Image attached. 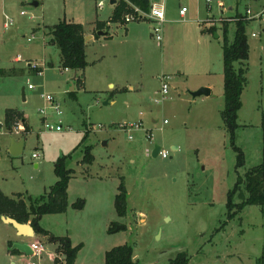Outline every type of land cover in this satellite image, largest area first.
Listing matches in <instances>:
<instances>
[{
  "label": "rangeland",
  "instance_id": "374dc122",
  "mask_svg": "<svg viewBox=\"0 0 264 264\" xmlns=\"http://www.w3.org/2000/svg\"><path fill=\"white\" fill-rule=\"evenodd\" d=\"M111 1L0 0V68L15 71L0 77V192L11 198L22 193L25 199L49 193L57 181L56 162L72 154L68 208L43 216L40 226L80 247L74 264H106V253L127 245L133 264H172L183 253L188 264H258L264 254V214L259 206L229 212L228 204L240 179L263 162L264 17L254 16L264 10V0H165L161 43L151 36L150 21L110 22L119 0L116 5ZM241 21L247 22L250 45L248 82L240 127L232 136L222 119V27L229 25L227 36L233 41ZM60 22L80 23L92 34L98 22L109 25L112 39L98 38L86 48L90 65L83 86L78 85L79 72L60 67L59 49L47 44L50 37L43 34ZM204 28L215 32L204 34ZM33 64L40 68L31 69ZM162 76L169 78V94L155 104ZM200 88L210 89L211 96L193 97ZM43 96L53 97L61 116ZM6 109L27 118L18 120L20 134L4 124ZM44 118L63 131H45ZM140 121V130L128 127ZM12 140H24L17 158L9 151ZM154 145L169 156L154 158ZM88 146L94 160L85 165ZM236 148L243 153V168L237 166ZM36 152L39 159L33 158ZM122 184L128 200L125 217L115 207ZM239 192L237 205L243 202ZM80 200L83 210L73 206ZM118 226L124 230L110 231ZM41 237L37 243L46 250L43 256L25 252L23 264H55L48 255L55 254L54 248Z\"/></svg>",
  "mask_w": 264,
  "mask_h": 264
},
{
  "label": "trees",
  "instance_id": "16d2710c",
  "mask_svg": "<svg viewBox=\"0 0 264 264\" xmlns=\"http://www.w3.org/2000/svg\"><path fill=\"white\" fill-rule=\"evenodd\" d=\"M140 9L143 12L149 13L151 9L150 0H119L115 6L114 14L110 20L113 24L127 26L125 17L127 15L137 16L135 11ZM247 23V22H246ZM244 21L236 25L235 38L230 41L228 35L229 25H224L223 28V54H224V90H225V105L222 112V119L227 126L230 134L234 136L235 131L240 127L237 124L238 113L242 109V95L247 86V68L246 63L249 59L250 45L247 36V24ZM107 23L98 22V31L103 29L109 30ZM206 33H213L215 29L210 28L205 30ZM83 25L72 22H60L51 28L48 36L50 43L56 46L60 51V59L62 69L72 70L81 74L78 77V85H84V76L82 74L86 70L89 62L86 58V40ZM239 66L236 67L235 64ZM13 72H8L0 68V77L11 75ZM10 73V74H9ZM5 124L12 126L17 124L18 120L25 123L26 118L23 113L12 109L5 111ZM262 142H263V162L258 167L250 170L242 179H240L236 188L229 195L228 211L233 208H238V212L242 211L247 206H259L262 214H264V114L262 116ZM86 138V137H85ZM84 142V141H83ZM238 152V168L245 166L244 156L239 148ZM72 154L68 157L59 158L55 164V173L57 181L51 187L49 193L36 197L33 199L23 198L22 194L16 195L14 198L5 196L0 192V219L2 216L10 217L22 224L30 223L34 228L35 233L48 238V242L56 244L59 255L65 257V264H74L77 258V252L80 247H72L71 240L68 237L52 236L49 232L40 226V219L45 215H55L66 212L68 201L69 181L74 173L69 166ZM94 156L92 154V147L88 146L85 149L84 164L89 165L93 162ZM244 186V188H242ZM243 190H242V189ZM239 192V197L243 200L241 204H235L234 198ZM247 194V196H246ZM115 207L117 214L120 217H125L127 212L128 200L126 186L122 184L119 187V193L115 197ZM74 208L83 210L85 208V201L80 200L74 203ZM230 214V218H233ZM115 230L110 228V231ZM106 264H133L134 253L131 246H122L110 250L106 253ZM186 254L180 255V260L172 264H188L189 259ZM60 263L59 259L57 260ZM258 264H264V254L259 259Z\"/></svg>",
  "mask_w": 264,
  "mask_h": 264
},
{
  "label": "built area",
  "instance_id": "2783aa9c",
  "mask_svg": "<svg viewBox=\"0 0 264 264\" xmlns=\"http://www.w3.org/2000/svg\"><path fill=\"white\" fill-rule=\"evenodd\" d=\"M208 3L210 2V0H206ZM150 3H151V9H150V12L149 13H146V12H143L141 11L140 9H136L135 8V11L137 13V16H133V15H127L125 17V22L130 24L132 22H139V20H146V21H150L153 23V28L151 30V36L153 37V39H155L156 41L158 42H162L163 41V38H162V26L163 24L165 23V18H166V3H165V0H150ZM251 10L249 9L248 10V13L251 14L250 12ZM187 13V9L186 8H183L180 10V16L181 17H184L185 14ZM24 14V13H22ZM264 17V10L255 15L254 18H259L260 19H263ZM11 24V22H10ZM9 25L6 24V27H8ZM252 36L255 37V34L252 33ZM28 42L31 43V39H28ZM20 59V57L18 56V60ZM29 67L31 69H37V68H40L37 64H33V65H29ZM39 75H42V71H39L38 72ZM168 77L166 76H162L160 78L161 82H162V86H161V98H158L156 99L154 102L155 104H159L160 102L164 101L169 92H168V89H169V84H168ZM29 89H32V86H29ZM44 99L53 104L52 105V110L54 112H56V114L58 116H61L62 115V112L60 111L59 109V106L55 104L54 100H53V97L52 96H43ZM41 113H43V115H46V113L44 111H41ZM45 120V118H44ZM164 123L166 124L167 121L165 120ZM5 124V123H4ZM6 125V124H5ZM2 126V123H0V127ZM126 126L128 125H125L124 126H121V128H126ZM141 126H142V122L141 123H137V124H134V125H129L128 127L131 129V128H136L138 130L141 129ZM7 128L9 130H11L12 128L15 129L16 131V135L17 134H20L21 131H22V127L19 125V122H17V124H13L12 126H7ZM44 129L45 131H57V132H62V127L60 125H50L48 122H44ZM146 138L150 141H152L153 139V135L151 133H149V131L147 130L146 131ZM133 137L130 136V140H132ZM150 153H153V150L150 151ZM159 157L161 156L162 158H167L169 156V153L164 150V149H161L160 150V153L158 155ZM41 157V154L39 152H36L34 155H33V158L34 159H39ZM30 249H31V256L35 257V258H39V257H42V253L44 251V248H43V245L38 242L37 244H31L30 246ZM31 264H36V263H31ZM39 264V263H38Z\"/></svg>",
  "mask_w": 264,
  "mask_h": 264
},
{
  "label": "crops",
  "instance_id": "0c3cea01",
  "mask_svg": "<svg viewBox=\"0 0 264 264\" xmlns=\"http://www.w3.org/2000/svg\"><path fill=\"white\" fill-rule=\"evenodd\" d=\"M153 1H155V0H153ZM115 7V6H114ZM183 18V17H182ZM80 24V23H79ZM6 25V24H5ZM57 25V24H56ZM82 25V24H81ZM108 25V24H107ZM55 26V25H54ZM53 26V27H54ZM109 26V25H108ZM107 26V27H108ZM40 27V26H39ZM46 27V26H45ZM51 27V26H50ZM50 27H46L47 29L48 28H50ZM84 27V26H83ZM52 28V27H51ZM36 29V28H35ZM206 29H208V28H204L203 30H204V34H209V33H206ZM98 32H100V31H98V23H97V26H96V28H95V30L93 31V34L92 33H87V31L84 29V33H85V40H86V48H87V46H88V44L89 43H91L92 41H95V40H97L98 38H103V39H105V40H109V39H112V36L110 35V33L109 32H106V29L104 28L103 29V31H101V32H105L106 34L105 35H103V36H99L98 35ZM50 32L48 31L47 33H43L45 36H47V37H49L48 36V34H49ZM252 35V34H251ZM48 42H47V44L49 43L50 44V38H48ZM28 42V41H27ZM158 43H161V42H158ZM52 45V44H51ZM54 46V45H53ZM87 56V55H86ZM87 58V57H86ZM59 59H60V57H59ZM16 60H18V57L16 58ZM87 60H88V58H87ZM89 62V61H88ZM89 65H90V62H89ZM88 65V66H89ZM62 66V64H61V59H60V67ZM88 66H87V68H88ZM86 68V69H87ZM64 71H66V70H64ZM85 72H86V70L84 71V73L82 74V76H84L85 75ZM84 82H85V76H84ZM113 86H111V88H112ZM72 90H73V88H72ZM161 89L158 91V93L159 94H161ZM7 110V109H6ZM5 110V111H6ZM12 110H14V109H12ZM17 110V109H16ZM15 110V111H16ZM18 111V110H17ZM20 112V111H19ZM26 118V117H25ZM26 121H27V118H26ZM141 122V121H140ZM155 146V145H154ZM155 148V147H154ZM10 151V150H9ZM154 151V150H153ZM153 154V153H152ZM19 194H22V193H19ZM2 217H7V216H2ZM2 217H1V219H0V264H23V263H25L26 262V260H25V258H24V256L23 255H25V251H23V250H21V249H19L18 248V246H20V245H28V244H26V242L28 241V240H30V239H34V240H36V244H37V235L38 234H35V236L34 237H32V238H27V237H23V236H20V233H18L17 231H16V229L13 227V226H11V225H9V224H7V223H5L4 221H2ZM10 218V217H9ZM30 224V223H29ZM31 225V224H30ZM41 238H43V240H44V238L45 237H41ZM41 243V242H40ZM45 243H50V242H46L45 241ZM42 244V243H41ZM51 244V246L54 248V252H55V254L53 253V252H50L48 255H49V260H50V262H54L55 264L57 263V260L58 259H61V261H63V256L62 255H59L58 254V252H57V245L56 244H52V243H50ZM28 246H31V244L30 245H28ZM46 250L44 249V251H43V253L45 252ZM31 252V251H30ZM42 253V254H43ZM26 254H27V252H26ZM28 255V254H27ZM30 256L32 255L31 253L29 254ZM60 256H62V257H60ZM58 264V263H57ZM65 264V263H64Z\"/></svg>",
  "mask_w": 264,
  "mask_h": 264
},
{
  "label": "water",
  "instance_id": "95a60500",
  "mask_svg": "<svg viewBox=\"0 0 264 264\" xmlns=\"http://www.w3.org/2000/svg\"><path fill=\"white\" fill-rule=\"evenodd\" d=\"M111 4L116 5V0H112ZM32 5L38 7V3L36 1H33ZM105 34H106L105 32H99L98 33L99 36H103ZM216 37L219 38L217 35H216ZM23 91H24V89H23ZM211 94H212V91L210 89L200 88L193 93V97H209V96H211ZM23 146H24V140H20L17 142L15 140H12L11 146H10L11 156L14 158H17V156H20L23 152ZM161 149H162L161 146L159 147L158 145H155L152 156L154 158L158 157ZM2 221L13 226L16 229V231L18 233H20V236L32 238L36 234L34 228L31 225L22 224V223L18 222L17 220H14V219L9 218V217H2ZM115 230L116 231L124 230V227L118 226ZM18 248L27 252L28 255L31 253L30 252L31 251L30 246H28V245H20V246H18Z\"/></svg>",
  "mask_w": 264,
  "mask_h": 264
}]
</instances>
